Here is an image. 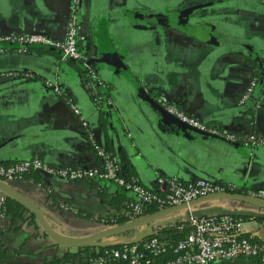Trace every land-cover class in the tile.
Segmentation results:
<instances>
[{"label":"crops","instance_id":"crops-1","mask_svg":"<svg viewBox=\"0 0 264 264\" xmlns=\"http://www.w3.org/2000/svg\"><path fill=\"white\" fill-rule=\"evenodd\" d=\"M68 3L0 0V32L39 30L61 38ZM80 23L88 67L103 81L98 94L85 84L87 66L62 61L57 50L31 47L0 53V73L37 72L28 80L0 76V162L38 155L59 165H90L92 139L117 155L122 173L149 187L156 185L158 174L264 190V145L251 147L177 123L158 100H174L241 139L250 131L264 136V78L259 83L255 57L264 70V0H81ZM48 74L58 75L59 93L43 83ZM251 75L257 76V84L240 102ZM15 187L65 238L127 220L118 219L130 195L112 181L95 188L91 179L31 173ZM0 195L10 196L1 189ZM12 198L19 204L17 214L0 215V250L6 253L0 264H82L93 249L144 238L169 222L186 220L189 211L203 214L218 208L244 211L236 215L243 219L246 234L264 240L263 207L239 199H210L79 250L55 242L36 216ZM206 264L258 263L237 257Z\"/></svg>","mask_w":264,"mask_h":264},{"label":"built area","instance_id":"built-area-1","mask_svg":"<svg viewBox=\"0 0 264 264\" xmlns=\"http://www.w3.org/2000/svg\"><path fill=\"white\" fill-rule=\"evenodd\" d=\"M81 0H69L68 16L64 36L51 37L39 30L27 33L0 32V53L8 51L26 52L31 47H41L57 50L62 61H81L87 66L85 84L89 86L91 94H98L103 87V81L95 69L88 67L81 42L86 39L80 23ZM37 75L32 69L24 71L7 70L0 73L1 77H16L28 80ZM257 76L251 75L244 85L240 102L248 98L257 84ZM43 83L55 93L60 92L58 75H45ZM99 94L98 96H100ZM161 107L168 113L175 115L181 121L213 135H219L229 141H243L254 147L264 145V136L256 131H250L242 139L234 131L209 124L198 118L174 100L159 97ZM71 110L79 113V107L69 103ZM93 147L94 162L84 164H55L45 161L38 155H32L11 162H0V180L14 182L23 180L28 174H52L59 178L91 179L95 188H99L104 181H112L127 191L130 197L125 203L122 216L133 219L145 214V208L154 203L158 209L172 204L189 201L200 195L221 190H232L235 185L228 181L215 184L205 179L183 181L177 176L156 174V185L149 187L131 176L121 172L118 157L90 139ZM37 184H41L40 181ZM233 191V190H232ZM247 193L264 199V190L248 189ZM6 197L0 195V215L6 214ZM170 225V222L168 223ZM188 230L173 245L169 244L156 232L147 237L134 241H124L119 246H102L94 252H89L83 264H112L125 261L128 264H206L216 259H234L248 257L264 264V240H256L248 236L243 226V219L230 213L210 211L200 216L189 212L186 220ZM180 224L179 226H181ZM171 250L172 256L164 257ZM160 258L158 261L155 259ZM156 261V262H155Z\"/></svg>","mask_w":264,"mask_h":264},{"label":"water","instance_id":"water-1","mask_svg":"<svg viewBox=\"0 0 264 264\" xmlns=\"http://www.w3.org/2000/svg\"><path fill=\"white\" fill-rule=\"evenodd\" d=\"M257 59V63L259 66V83L263 82L264 78V70L263 66L261 64V60L255 56ZM145 92V91H144ZM143 92V93H144ZM165 113L168 114V112L165 111ZM169 116L171 119L177 121V123H182L184 125H188L189 127H192L194 129H197L183 121H181L179 118H177L175 115L170 114ZM199 130V129H197ZM201 131V130H199ZM203 132V131H202ZM22 180L14 181V182H6L0 180V189L4 191L6 194L20 200L27 209H29L37 218L39 221L40 225L42 226L43 230L45 233L51 237L55 242L66 245V246H75V247H86L89 245H94V244H100L99 240L110 236V235H115L124 231H127L129 229H133L136 227H139L143 224L153 222L155 220H158L160 218H163L167 214L171 213L172 211H175L177 209H182V208H189L192 204L201 202V201H206L210 199H239L242 201H245L247 203L253 204L257 207H263L264 208V199L250 195L249 193H244V192H239V191H232V190H221V191H215V192H210L204 195H200L196 198H193L189 201H184L178 204H172L168 205L166 207L157 209L152 212L145 213L139 217L133 218V219H128L119 223L111 224L103 229L94 231L90 234L76 237V238H65L57 233H55L50 226L47 224L43 214L41 213L40 209L29 199H27L25 196H23L15 187L17 183H19ZM212 211H219L223 213H230V214H242L245 213L244 211L236 210V209H225V208H218L217 210H212ZM190 212V211H189ZM210 212V211H209ZM195 215L200 216L201 213H196L193 212ZM207 213V212H206ZM254 214H256L254 212ZM189 215V213H188ZM188 215L186 217V220L188 218ZM153 232L148 233L147 235L151 234ZM104 246H107L104 245Z\"/></svg>","mask_w":264,"mask_h":264},{"label":"trees","instance_id":"trees-1","mask_svg":"<svg viewBox=\"0 0 264 264\" xmlns=\"http://www.w3.org/2000/svg\"><path fill=\"white\" fill-rule=\"evenodd\" d=\"M38 48H41V47H38ZM36 174H38V173H36V172L33 173V175H36ZM232 190L247 193V190L242 189V188H234ZM14 204H16L15 207L13 206ZM18 205L19 204L12 197L8 196L6 198V201H5V210H6V212L12 213L13 215H15L18 212ZM157 209H158V207L154 203H152V204H149L145 208V213L152 212V211H155ZM31 215H33L32 212H31ZM125 219H127V218L121 217L118 220H125ZM180 224H182V225L179 226ZM187 230H188V226L186 224V220H176L174 222H170V225H164L161 228H159L158 231H156V234L159 236H160L159 233L163 234L161 237L163 239H165L167 242H169V244L173 245L179 238L183 237L186 234ZM120 244L121 243L113 244V245H107V246H119ZM99 248H101V247H99ZM83 249H85V247L79 248V250H83ZM94 250L95 249L91 250L90 252H94ZM5 255H6L5 250H0V258H2ZM169 256H172L171 250H169V252L164 255V257H169ZM86 257H87V255L85 256V258ZM85 258H84V260H85ZM159 259L160 258L155 259V260L158 261ZM84 260H83V262H84ZM83 262H82V264H83ZM117 262H119V261H117ZM120 262H122L123 264H128L125 261H120Z\"/></svg>","mask_w":264,"mask_h":264}]
</instances>
